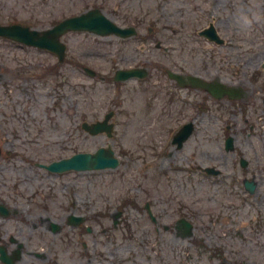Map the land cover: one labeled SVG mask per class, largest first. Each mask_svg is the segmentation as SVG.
Instances as JSON below:
<instances>
[{"label":"rangeland","instance_id":"rangeland-1","mask_svg":"<svg viewBox=\"0 0 264 264\" xmlns=\"http://www.w3.org/2000/svg\"><path fill=\"white\" fill-rule=\"evenodd\" d=\"M92 8H101L120 27L137 26L138 35L122 40L69 33L63 37L66 62L60 64L49 51L0 38V148L7 153L0 158V196L11 203L26 200V208L33 196H40L44 221L63 226L55 236L58 241L44 232L48 236L35 239L29 249L48 255V247L60 246L61 239L73 233L71 243L78 245L79 252L88 244L86 254H99L101 258L93 262L100 264H231V251L240 264H248L246 256L249 261L264 259V252L251 251L254 241L225 233L231 221H247L263 209L261 196L250 197L245 205L241 197H231L234 191L226 184L234 178L233 171L243 168L237 165L232 170L230 162L239 157L205 137V131L197 133L180 153L169 156V143L160 128L168 115H196L204 121L223 116L234 122L243 116L248 119V131L254 126V132H264V106L259 100L243 108L246 104L240 102H204L205 97L200 104L207 108L199 111L168 101L166 83L171 82L165 77L167 70L217 71L233 81L251 80L264 63V0H0V25L17 23L44 30ZM210 23L226 40L224 45L199 35ZM158 42L162 48L156 47ZM86 67L108 78L118 69L132 67H147L151 73L146 82L132 80L117 87L90 77L84 73ZM255 93L260 96L257 88ZM183 94L189 95L186 90ZM111 109L117 112L114 139L83 131L85 121L100 120ZM246 139L241 138L239 145L250 161L249 175L256 174L258 179L264 169V136L254 135L248 144ZM109 143L120 159L117 169L53 174L36 165L94 152ZM195 162L219 165L224 174L216 180L221 182L194 169ZM147 203L164 216L160 220L165 224L192 214L194 236H178L175 241L172 231L156 232L157 226L144 212ZM225 204L237 206L238 212ZM222 205L225 209L219 214ZM70 214L83 215L84 227L93 232L82 234L81 226H69ZM221 216L230 217L229 224L224 225ZM200 223L204 233L199 231ZM214 246L223 255L213 257Z\"/></svg>","mask_w":264,"mask_h":264},{"label":"flooded vegetation","instance_id":"flooded-vegetation-1","mask_svg":"<svg viewBox=\"0 0 264 264\" xmlns=\"http://www.w3.org/2000/svg\"><path fill=\"white\" fill-rule=\"evenodd\" d=\"M142 72L146 76L143 79V82H146L150 76L151 71ZM170 72L171 71H165V77L167 76L169 78ZM180 74L184 76L194 75L212 83L214 92L209 94L203 93L202 88L187 90L189 95L186 96V98L193 102V104L190 103V106H194L196 105V103L201 102L202 98H204V95H207L208 98L217 103L224 100L226 102L232 103L233 100L231 99V97H239V102L246 104L243 106H248L250 104V101L253 100H259L261 105L264 106V71H254L252 73L251 80L248 78H240L236 79L235 81L229 79L226 73L224 75H220L217 73V71H208L206 73L200 72L196 74H191L183 71ZM242 75H245L247 77L249 76L247 72H243ZM173 82L174 86L168 84L169 93L167 99L170 100L176 98L177 93L180 90L178 88L179 85L177 84V82ZM248 85H250L251 87H247ZM230 88H233L234 90H230ZM255 88L259 90L260 96L255 93ZM226 90H230L229 94L225 92ZM200 117L196 115H168V117H165L164 120L161 121V124L163 126L160 128L163 129L165 135L168 136L172 133L173 136L170 147L171 151L168 153V155L172 156L173 152L180 153V151L182 150V148L181 150L179 148V143H175V137L179 132L184 131V134H186L188 133V131H191L192 134L187 142L189 143V141L192 140L197 133L205 131V137L213 139L216 145L219 143L218 146L222 150H225L227 153H235L239 157L238 159H233L230 162V166L233 170L237 165H239L243 168V171L241 172L239 168H237L236 171L232 172L234 178L228 181V183L227 181H225V184L227 183L226 186H229L230 188H232L231 190L234 191L233 196L231 197H241V199H239L241 205H245L247 203L246 200L250 201V197L258 200L261 196V204L263 205V209H260L257 213L258 215H254L247 221H241L239 223L236 219V221L233 222L231 221L230 217L227 218L225 216H221V222L226 225L231 221L232 225H230V228H227L225 230V233H229L230 235L233 234L237 237H243V239L247 240L248 242L250 240L254 241L251 251L259 250V252H264V169L260 171V178L257 179L256 174L250 176L248 172V168H250L251 165L250 161L245 157L246 155L244 153V150L239 145V141L241 138L247 137L245 142L246 144H248V140L251 139L254 135H258L259 137L264 136V132H254V126H251L252 130L248 131V119H245L243 116L241 117V120L237 122L232 121L231 117L217 116L215 120L211 121H204ZM208 130L210 131L209 133L207 132ZM250 144L253 148H255V143ZM198 149H200V145H198ZM3 154L4 153L0 149V156L2 157ZM222 171L224 174V170ZM1 172V176L5 177L4 172ZM204 174L207 175L206 173ZM217 182L219 183L221 181L216 180L215 183ZM251 189L252 192H250ZM257 192L259 194H257ZM239 193L242 194V196H240ZM25 203L26 200L13 201L11 203V199H5L3 196H0V264H63L60 261H67L68 264H100V261H97L95 263L93 262V259H97L100 257L99 254L94 256H89V254H86L88 252V244L85 243L82 247L83 251L79 252L78 245L75 243H71L72 240H75L73 238V233H68V235H70V238H65V240L61 239L60 246L57 245L56 248H54L53 246L48 247V255L40 254L34 249H29L30 247H33L35 239H38L40 236L44 235L43 231L47 230L52 232L55 231L56 228L55 226H52V224L55 222L51 221V219H48V221L46 222L44 221V217L39 211V208H42L40 207L41 202H39L36 198H32L29 200L31 206L27 208L25 207ZM50 203H53L52 200H50ZM152 206L151 203H147L144 210L151 223L157 226L155 228L156 232L172 231L174 233L172 237L175 241L176 237L178 238V236H183L181 235L183 233L181 220L185 215L178 216L174 223L165 224L161 222L162 220H160L161 218H164V216H159V214L155 211V207L153 208ZM229 206L231 207V209H233V211L238 212L239 208L237 206ZM45 208L51 210V206H45ZM218 209L220 210L219 214H223L225 206L222 205L218 207ZM188 217L192 221L195 219L192 214H189ZM18 220H20L19 223ZM79 222H82L79 225L81 226L80 228L82 234H84V231L87 233L93 232V230L88 226L84 227V223L87 222V219L85 217L82 218V220ZM200 228L199 231L204 233L206 229H204L203 223H200ZM62 230L63 228L61 229L59 227L58 231L53 236L54 240L58 241L59 236H55H57ZM194 230H196L195 227L193 231ZM26 232H28V236H26ZM217 232L219 234V230H217ZM194 233L195 231L193 232V234ZM64 241H66V243H64ZM76 242H78L77 239ZM174 250L176 251V249ZM245 251L249 252L250 249H245ZM214 252L215 254L213 257L223 255L222 249L217 248L216 246H214ZM230 253L232 254L230 259L231 264H240L237 260L233 259V256L236 255V253L234 251H231ZM51 256L56 257L54 259H50L49 257ZM160 256L163 257V255ZM245 261L248 264H264V259L249 261L247 256ZM212 262L213 261H210L211 264Z\"/></svg>","mask_w":264,"mask_h":264},{"label":"water","instance_id":"water-1","mask_svg":"<svg viewBox=\"0 0 264 264\" xmlns=\"http://www.w3.org/2000/svg\"><path fill=\"white\" fill-rule=\"evenodd\" d=\"M89 31L98 35L117 34L127 37L135 33V30H122L109 21L100 11H90L82 16L68 19L55 28L39 32L24 28L21 26L0 27V36L56 52L63 60L65 55V46L60 43V37L69 31ZM138 70L131 72H120L123 79L134 76ZM101 126L95 125L93 132H100ZM97 130V131H95ZM118 161L114 158V151L111 147L101 148L95 154H78L70 159L63 160L59 163H53L49 169L53 171H87L114 168Z\"/></svg>","mask_w":264,"mask_h":264}]
</instances>
